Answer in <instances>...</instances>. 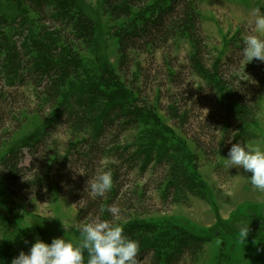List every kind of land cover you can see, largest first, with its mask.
Listing matches in <instances>:
<instances>
[{"label":"rangeland","instance_id":"374dc122","mask_svg":"<svg viewBox=\"0 0 264 264\" xmlns=\"http://www.w3.org/2000/svg\"><path fill=\"white\" fill-rule=\"evenodd\" d=\"M75 1L95 24L88 48L65 44L56 23L40 20L21 1L0 0V16L18 51L28 45L36 55L55 56L64 46L76 53L80 70L64 89L65 100L100 87L139 115V128L130 127L120 145L153 148L158 160L170 156V165L128 176L124 191L139 200L116 224L118 231L129 226L142 232L143 243L110 254L116 240L106 238L101 224L78 219L81 200L73 201V188L56 184L50 168L55 158L69 163L77 141L65 118L68 108L46 102L28 80L11 84L0 76V95L16 98L0 133V160L13 146L47 134L45 149L25 152L22 180H8L0 168V264H154L153 257L158 264H264V0H196L211 77L218 64L230 87H253L251 119L234 135L237 128L207 86V71L189 68L193 47L185 36L154 52L130 50L124 60L121 31L139 21L138 11L114 19L104 0ZM145 1L141 16L162 3ZM173 103L188 113L186 122L173 119ZM185 244L190 250L182 253ZM53 247L61 250L55 258L47 254Z\"/></svg>","mask_w":264,"mask_h":264},{"label":"trees","instance_id":"16d2710c","mask_svg":"<svg viewBox=\"0 0 264 264\" xmlns=\"http://www.w3.org/2000/svg\"><path fill=\"white\" fill-rule=\"evenodd\" d=\"M13 1H21L40 20L50 19L56 23L61 28L60 32L65 33L63 42L71 48L73 45L88 48L94 40L95 24L75 0ZM145 6V0H104L105 10L114 19H130L135 12L139 13V21L134 20L121 31L119 48L122 59H126L130 50L154 52L175 38L185 36L193 47L189 68L199 75L207 71V86L216 94L215 102L219 110L225 109L237 128L232 132L234 135L251 119L255 101L250 99L253 87L249 83L240 84L235 89L230 87L219 75L218 64L215 65L214 77H211L203 59L206 39L202 33L201 13L196 0H162L161 5L141 16ZM6 27L7 21L0 16V76L6 77L11 84L28 80L40 90L46 102L65 107V110L68 108L65 118L77 141L72 142L69 163L55 158L51 164L50 168L55 167L56 184L61 188H73V201L81 200L78 207L80 221H93L106 227V238L116 240L109 247L110 254L123 255L125 246L128 250L139 249L143 243L142 232L129 226L123 229L125 231H118L119 225L116 224L123 209H134L139 200L137 195L128 198L130 191H124L128 176L137 169L144 176L154 164L155 168L169 166L171 157L158 160L157 150L153 148L122 147L121 138L126 131L130 127L139 128V115L134 109L127 108L116 98L103 93L100 87H86L78 93H72L68 102L65 100L64 89L71 77L80 70V57L71 48L68 54L63 46L60 55L55 56L49 55V51L36 55L28 45L18 51L17 46L10 41ZM27 58L28 64L24 62ZM173 81L176 82V75ZM14 96V93L0 95V133L8 124V106L11 100H16ZM175 104L169 108L171 116L186 122L188 113L183 114ZM46 136L45 132L22 145L13 146L0 160L1 173L10 181L22 180L25 152L35 154L43 146L45 149ZM186 248L190 250V246L185 244L180 246V251L184 253ZM47 250H50L47 254L54 258L61 254L57 247ZM182 253L176 255V262L181 259ZM40 260L44 262L45 258ZM153 261L154 264L159 263L155 257Z\"/></svg>","mask_w":264,"mask_h":264}]
</instances>
